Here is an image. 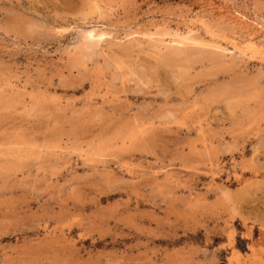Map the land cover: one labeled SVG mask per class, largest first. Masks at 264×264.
Here are the masks:
<instances>
[{"label":"rangeland","instance_id":"374dc122","mask_svg":"<svg viewBox=\"0 0 264 264\" xmlns=\"http://www.w3.org/2000/svg\"><path fill=\"white\" fill-rule=\"evenodd\" d=\"M0 264H264V0H0Z\"/></svg>","mask_w":264,"mask_h":264},{"label":"bare ground","instance_id":"6f19581e","mask_svg":"<svg viewBox=\"0 0 264 264\" xmlns=\"http://www.w3.org/2000/svg\"><path fill=\"white\" fill-rule=\"evenodd\" d=\"M222 8H224V7H220L219 9H222ZM238 13V12H237ZM229 15H231V13L229 14ZM228 14H227V16H229ZM228 21H230L232 24H234V25H239V24H243V22L245 21V17L242 15V13L241 14H234V16H233V18H236L237 19V21L236 22H234V20H232V18L231 17H225ZM194 24V23H193ZM245 24V23H244ZM186 25H187V30H186V34H188V33H190L191 32V28H190V26L188 25V23H186ZM246 26V25H245ZM98 31V30H97ZM99 32V31H98ZM98 32H96V30H94V29H88L84 34H83V40H84V45H85V43L87 44V46L89 47V46H91L92 44H94V41L92 40V37H96L97 39H101V36H100V32H99V34H97ZM103 33V32H102ZM102 33H101V35H102ZM104 34V33H103ZM130 34H133V32H131ZM135 35L137 34V32H135L134 33ZM175 35L176 36H180V34H179V32L178 31H176L175 32ZM98 36L100 37V38H98ZM130 36H132V35H130ZM134 36V35H133ZM132 36V37H133ZM175 36V37H176ZM184 38H187V36L186 37H184ZM244 42H246V43H249L250 45H254V39H253V37H248L247 38V40H245V41H243L242 39H237L236 37H233L232 38V40H231V46H232V48L236 51V52H238L239 54H242V53H244V51H245V44H243ZM106 65H107V63H105ZM132 76V75H131Z\"/></svg>","mask_w":264,"mask_h":264},{"label":"snow or ice","instance_id":"6c2138e0","mask_svg":"<svg viewBox=\"0 0 264 264\" xmlns=\"http://www.w3.org/2000/svg\"><path fill=\"white\" fill-rule=\"evenodd\" d=\"M103 37H101V39H102Z\"/></svg>","mask_w":264,"mask_h":264}]
</instances>
